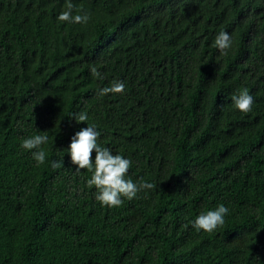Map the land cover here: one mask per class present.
<instances>
[{
  "label": "trees",
  "instance_id": "obj_1",
  "mask_svg": "<svg viewBox=\"0 0 264 264\" xmlns=\"http://www.w3.org/2000/svg\"><path fill=\"white\" fill-rule=\"evenodd\" d=\"M69 2L86 25L57 23ZM87 123L153 188L101 207L66 153ZM219 203L223 226L191 227ZM0 264H264V0H0Z\"/></svg>",
  "mask_w": 264,
  "mask_h": 264
},
{
  "label": "clouds",
  "instance_id": "obj_2",
  "mask_svg": "<svg viewBox=\"0 0 264 264\" xmlns=\"http://www.w3.org/2000/svg\"><path fill=\"white\" fill-rule=\"evenodd\" d=\"M57 23H70L86 25L90 20V14L81 7L67 4V9L60 11L55 17ZM221 55H227V50L232 47V38L227 31H219L213 41ZM93 77H100L96 67H91ZM125 84L122 81H114L108 87H102L98 91L99 96L109 93H122ZM232 107L241 114L251 111L253 96L247 88L230 95ZM77 124L88 120L86 113H76L70 118ZM100 132L92 124L81 127L75 131L66 147V153L70 157V164L77 172L87 170L90 177L86 184L89 189H95L93 195L101 207H119L124 199L129 201L137 198L138 193L145 189L153 188L149 182L137 183L128 175L132 161L126 156L114 154L109 147L98 143ZM49 137L46 134H32L20 143V147L30 152L35 166L44 165L47 161V152L42 147L48 144ZM93 151L95 156L93 158ZM53 169H60L65 165L64 157L48 161ZM229 214V208L224 203L217 204L214 208L202 211L189 221V224L197 232L212 233L225 223V217Z\"/></svg>",
  "mask_w": 264,
  "mask_h": 264
}]
</instances>
